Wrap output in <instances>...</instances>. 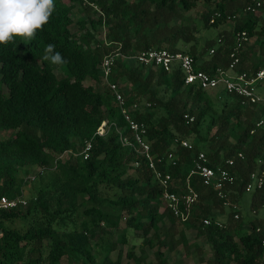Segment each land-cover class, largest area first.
<instances>
[{"label":"trees","instance_id":"1","mask_svg":"<svg viewBox=\"0 0 264 264\" xmlns=\"http://www.w3.org/2000/svg\"><path fill=\"white\" fill-rule=\"evenodd\" d=\"M198 1L206 4L204 25L216 26L235 15L230 38L206 40L197 47L193 28L174 22L182 20ZM250 1L55 0V11L35 39L16 37L13 42L0 44V81L8 88L7 96L0 92V130L14 132L13 137L0 139V195L14 197L20 193L26 182L19 176L20 170L44 167L41 174H36L38 183L25 207L0 210V264H61L64 256L77 264H123L120 250L114 259L110 253L118 243H128V229L142 239L139 256L134 253L135 244L126 251L135 264H169L159 248L155 263H146L143 247H154L155 238L169 250L186 245L183 232L178 230L180 225L196 228L205 236L212 251L206 264H264L263 233L256 231L264 217L249 219V228H244L241 218L234 217L237 212L224 213L225 203L241 200L250 174L259 161L264 162V126H256L259 119H254L257 105L245 104L223 90L202 89L195 83L185 85L178 66L165 71L135 59L127 66L122 59L149 48L165 47L191 55L196 70H227L234 35L246 31L248 37L256 36L262 56L256 61L250 49L244 48L235 70L255 72L264 65V27L257 28L255 12H243ZM260 1L264 9V0ZM75 2L82 3L84 11L98 12L90 26L93 31L98 25L106 27L105 42L96 40L94 32L78 36L72 31ZM216 12L220 16H215ZM75 23L85 28L83 18ZM179 42L191 44L184 50L177 46ZM49 43L55 44L66 63L52 64L43 59ZM212 47L214 52L206 56ZM110 53L119 56L109 79L118 83L125 78L131 85V92H121L126 107L137 103L138 108L129 111L135 120L145 123L144 139L151 153L174 156L169 162L166 156L160 161L154 158L156 168L171 175L175 187L170 189L186 187L194 155L201 149L192 139L207 142V150H202L213 168L234 157V165L229 167L233 179L222 180V196L197 176L188 179L198 198L185 221L165 206L158 212L163 188L154 179L147 159L121 143L119 132L128 139L132 134L114 96L108 89L95 88L97 83L102 84V58ZM55 65L61 67L60 78ZM87 79L91 83L86 84ZM217 103L221 105L219 110L215 108ZM259 106L264 112V105ZM104 120L115 125L99 135L97 130ZM204 126L206 133L214 132L203 136ZM175 138L189 140L193 149L174 144ZM86 141L92 144L87 158L72 154L58 158L69 150L79 152ZM238 152L243 158L236 156ZM110 190L111 196L104 194ZM249 206L252 210L264 207V184L251 192ZM213 208L219 211L213 213ZM123 214L128 217L121 232L113 240L104 238L118 227ZM203 218L210 224L203 225ZM16 219L21 221L20 227L12 225ZM165 220L169 225L160 236L159 224Z\"/></svg>","mask_w":264,"mask_h":264},{"label":"built area","instance_id":"2","mask_svg":"<svg viewBox=\"0 0 264 264\" xmlns=\"http://www.w3.org/2000/svg\"><path fill=\"white\" fill-rule=\"evenodd\" d=\"M261 8L260 0H251L250 3L243 9V12H256ZM215 16H220V13L216 12ZM235 15L228 17L227 19H234ZM214 18H211L212 22ZM221 42L220 38L217 39ZM250 37L246 31H238L234 35V44L230 50L229 58L230 63L227 70L217 69L213 73H208L202 70H196L195 60L188 53L182 51H171L168 48H149L145 51L138 52L132 55L137 62L145 65H154L160 67L165 71H170L174 66H178L183 74V83L197 84L202 89H217L221 88L223 91L234 94L242 99L245 104L264 105V94L259 93L257 90L260 83L264 81V65L258 68L255 72H237L235 70L236 65L239 63V52L245 48L249 43ZM214 52V48L210 49V53ZM119 53L106 54L102 58L101 71H102V84L107 86V89L114 96L117 105L119 106L121 113L126 121L129 130L131 131L132 139H128L127 136L119 132V139L125 146L131 147L137 154L144 156L149 164L154 179L157 184L163 188L162 200L164 206L168 208L174 216L180 218L181 221H185L189 218L191 213V206L198 198V192L190 186L188 179L191 176H197L203 185L210 187L217 191L219 196H222V180L232 181L233 176L229 172V167L234 165V157L227 158L224 161V165H218L213 168L208 164L207 156L205 152L200 149L196 152L193 158V165L186 178V187L182 188L178 186L177 190L170 189L175 187L173 179L169 173H164L156 168L154 158L160 161L164 156L167 157V162L171 161L174 156L171 153L163 156H154L151 153V148L148 142L144 139L146 133V125L143 121H137L129 110H136L138 108L137 103H133L131 106L126 107L124 96L121 92L118 83L110 81V76L113 71L116 58ZM126 57V56H123ZM148 105V104H147ZM189 121L193 120L192 116L188 114L184 115ZM263 120L259 119L256 122V126H261ZM111 124L104 120L99 126L97 133L99 135H105ZM174 144L185 147L187 149H193V144L187 139H174ZM92 147L91 141H86L79 152H72L71 150L63 152L58 155L59 159H63L65 156L72 154L73 156L82 155L84 158L88 157L89 151ZM238 158H243V154L238 152L236 154ZM138 162H135L137 165ZM44 171V167L36 166V171L28 174L24 181H30L36 177V174H41ZM264 184V162L259 161V164L255 171L250 174L249 181L246 184L247 191H253L260 189ZM27 204V199L24 196L23 190L20 189V193L14 197H7L0 195V210H10L15 208H23ZM237 218L238 214H234ZM203 225L210 224L208 218H203ZM256 231L263 233L262 243H264V223L261 226L256 227ZM1 235V231H0Z\"/></svg>","mask_w":264,"mask_h":264},{"label":"rangeland","instance_id":"3","mask_svg":"<svg viewBox=\"0 0 264 264\" xmlns=\"http://www.w3.org/2000/svg\"><path fill=\"white\" fill-rule=\"evenodd\" d=\"M83 4L79 2H75L73 9L71 11L72 16L74 18V23L71 25V29L74 33H76L78 36H84L86 35V31L88 32H94L96 40H101L104 41L106 40V33L107 29L104 26H97L96 30H92L90 26V20L95 19L96 16L98 15V12L96 11H84ZM206 11V4L203 3L202 1H198L196 5L188 10L184 14V18L182 20L175 19L174 22L176 24H179L182 22L185 25H188L189 27H192L193 29V35L196 37L195 44L197 47H201L206 40H217L219 37L222 36L223 38H230L232 33V28L235 23V19H223L220 21L216 26H211V25H204L203 20H202V13ZM255 15L258 17V26H263L264 27V9H260L255 12ZM78 18H83L86 22L85 28L81 29L77 26L75 23ZM256 36H252L250 38L249 43L245 46V49L249 48L252 54V58L254 60H258L261 58L262 54L260 53V50L258 46L256 45ZM191 43H187L185 45L181 44L180 42L177 43V46L182 47V49L186 50L189 48ZM215 49V47H212ZM205 55H211L210 49L208 50V53H205ZM124 63L129 66L134 64V58L132 56L129 57H122ZM54 71L56 75L60 78L63 74L61 71V67L59 65L54 66ZM86 84L91 83V80L87 79L85 81ZM93 83V82H92ZM118 85L120 86V89L122 92H125V94H128L131 92V85L125 78H120L118 80ZM261 87H258L257 90L259 93H264V83L260 85ZM96 89H99L101 91L107 90V86L105 84L97 83L95 85ZM218 90H222L221 88H217ZM0 92L4 95H8V88L5 84H3L0 81ZM221 105L219 103L215 104V108L218 110L220 109ZM259 105L255 106V121L257 119L263 120L262 126H264V112H262ZM214 132V129H212L209 133H206L205 126L203 127L201 134L203 136H209ZM14 136V132L12 130H0V139H6ZM235 135H233L232 138H234ZM195 139V140H194ZM192 139V142H196L198 147L201 149L207 150V142L206 141H200L199 139L194 138ZM191 140V138H190ZM36 171V167H30L27 169H22L19 171V176L21 178H25L28 174L33 173ZM128 172L130 174H133L132 169H128ZM37 178L31 179L30 181H26L25 183L22 184L21 189L23 190L24 196L26 199L32 194V192L35 191V187L38 183L36 180ZM113 190L107 191L106 195L111 196ZM251 192L252 191H246L241 200L238 203L234 202H227L224 205V213L228 214L230 212H237L238 217L241 218V224L244 228H249L247 226L246 221L253 217H264V207L260 208H255L252 210L249 206L250 198H251ZM81 200V199H80ZM160 207L158 209V212H162L163 207H164V201H160ZM213 213H217L219 211L218 208H213L211 210ZM128 217V215L123 214L119 225L116 229L111 230L110 232H107V234L104 235V238L113 240L115 239V236L117 235L118 232H121L122 228H124V221ZM223 217V216H222ZM12 225H15L17 227H20L22 225L21 221L19 219H16L13 221ZM169 225V221L165 220L164 222H161L159 224V231H160V236H163L164 229ZM69 227V226H68ZM179 232H183L184 237L186 239V245L179 244L172 250H169L167 246H161L158 243H156V238L153 239V243L155 244L154 247H151L149 245H145L143 247V253L146 255V263L152 262L155 263V251L159 248L161 249L168 260L169 264H206V258H210L212 255L211 247L210 244L207 242L206 238L204 235H200L197 233L196 228L193 227H185L180 225L178 228ZM127 240L128 243H118L116 245V249L113 250L110 253L111 258H116V255L118 251L120 250L122 252V262L123 264H135L134 260L132 258H128L126 256V251L130 248L131 244H135L134 246V253L136 256H139L141 254V248H140V243L142 239H139L135 237L130 229L127 230L126 232ZM178 234L176 235V237ZM61 264H77L73 259H70L68 257H63L61 259Z\"/></svg>","mask_w":264,"mask_h":264},{"label":"clouds","instance_id":"4","mask_svg":"<svg viewBox=\"0 0 264 264\" xmlns=\"http://www.w3.org/2000/svg\"><path fill=\"white\" fill-rule=\"evenodd\" d=\"M55 11V0H0V44L13 42L16 37L24 41L35 39ZM56 46L49 43L43 59L52 64L67 61Z\"/></svg>","mask_w":264,"mask_h":264}]
</instances>
